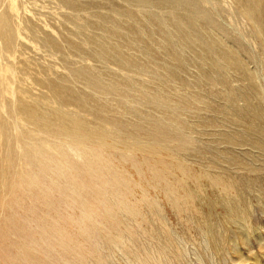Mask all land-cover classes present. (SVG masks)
<instances>
[{"label": "rangeland", "instance_id": "obj_1", "mask_svg": "<svg viewBox=\"0 0 264 264\" xmlns=\"http://www.w3.org/2000/svg\"><path fill=\"white\" fill-rule=\"evenodd\" d=\"M0 264H264V0H0Z\"/></svg>", "mask_w": 264, "mask_h": 264}]
</instances>
